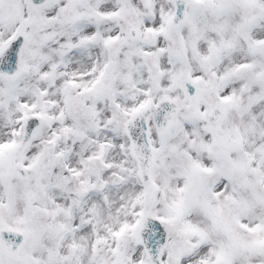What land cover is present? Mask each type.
<instances>
[{
  "label": "snow or ice",
  "instance_id": "6c2138e0",
  "mask_svg": "<svg viewBox=\"0 0 264 264\" xmlns=\"http://www.w3.org/2000/svg\"><path fill=\"white\" fill-rule=\"evenodd\" d=\"M0 264H264V0H0Z\"/></svg>",
  "mask_w": 264,
  "mask_h": 264
}]
</instances>
